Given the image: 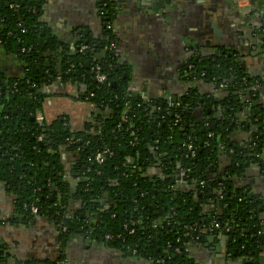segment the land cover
Here are the masks:
<instances>
[{
	"label": "trees",
	"instance_id": "trees-1",
	"mask_svg": "<svg viewBox=\"0 0 264 264\" xmlns=\"http://www.w3.org/2000/svg\"><path fill=\"white\" fill-rule=\"evenodd\" d=\"M117 5L99 0L102 23L112 22ZM42 6L43 0H0V51L22 68L8 76L0 65V190L13 195L14 208L9 218L0 217V227L44 218L62 243L84 235L125 254L134 250L147 264H194L186 246L199 247L212 234L224 241L229 260L257 264L264 200L237 180L264 168L262 75L248 73L231 55L192 57L184 80L211 84V92L192 85L177 97V107L165 99L144 103L129 92L114 49H104L115 39L111 30L64 44L41 21ZM81 44L89 47L83 54ZM98 64L103 84L91 72ZM56 84L74 85V98L95 109L81 129L72 130L61 116L36 121L49 96L45 89ZM220 84L225 87L215 92ZM238 130L244 137L234 140ZM61 149L75 153L73 192ZM103 149L110 154L96 164L92 158ZM214 223L219 228L207 232ZM10 257L0 241V264Z\"/></svg>",
	"mask_w": 264,
	"mask_h": 264
},
{
	"label": "crops",
	"instance_id": "crops-1",
	"mask_svg": "<svg viewBox=\"0 0 264 264\" xmlns=\"http://www.w3.org/2000/svg\"><path fill=\"white\" fill-rule=\"evenodd\" d=\"M115 1L118 5L111 22L114 53L123 65V77L128 78V90L133 97L147 102L172 100L182 96L190 85L197 86L202 93L211 92L209 84H189L181 79L180 72L192 57L229 53L248 73L264 75V47L252 41V31L264 28V0ZM100 17L99 0H43L40 15L51 34L68 45L81 34L100 37L104 30ZM0 65L8 76L17 75L22 69L14 57L1 51ZM48 89L49 96L41 107L46 121L61 116L68 120L72 130H77L95 111L87 102L74 98L77 92L74 85L56 84ZM243 134L238 130L231 136L240 140ZM73 156L66 149L59 152L64 180L70 189L76 185L70 174ZM258 171L251 169L237 183L249 186L253 195L264 200V178ZM13 209V195L0 190V217L9 218ZM0 241L11 256L8 264H15L16 260L38 264H147L81 235L62 243L53 223L40 217L26 226L3 225ZM225 248L223 240L211 237L191 249L194 264H243L227 259Z\"/></svg>",
	"mask_w": 264,
	"mask_h": 264
},
{
	"label": "built area",
	"instance_id": "built-area-1",
	"mask_svg": "<svg viewBox=\"0 0 264 264\" xmlns=\"http://www.w3.org/2000/svg\"><path fill=\"white\" fill-rule=\"evenodd\" d=\"M100 14H101V13H100ZM103 24H104V28H105L106 30H108V31L111 30V34H112L113 37H114V32H113V29H112V26H111V22H104ZM114 47H115V39H114V41H112L111 43H109L106 47H104V49H106V50H112V49H114ZM88 48H89V47H88L86 44H81V45L78 47V52L81 53V54H83L86 50H88ZM71 67H72V66H71ZM91 72H92V75H93V79H94L98 84H103V83L106 82V75H105V73L102 72L101 66H100L99 64L93 66V67L91 68ZM218 87H219V88H223V87H225V85L220 84ZM90 96H92V95L90 94ZM146 102H147V101H146ZM167 105H168V107H171V108H172V107H177V106H178L177 103L172 102L170 99L167 100ZM42 120H44L43 116H42L41 114H38L37 117H36V121L39 123V122H41ZM38 140H41V138L38 137ZM77 141H78V140H76L75 142H77ZM187 149H188L189 151H191V156H194V151H193L192 146H191L190 144L187 146ZM105 154H110V152L108 151V149H103V150L97 152V153L93 156L92 159H93V161H94L96 164H101V163L103 162V155H105ZM31 211H32V213H36V212H37L36 208H34V207L31 208ZM131 225H134V224L131 223ZM124 228L127 229V226L124 225ZM218 228H219V225H218L217 223L211 224L210 227H209V229H207V232H211L213 229H218ZM129 233H130V234L133 233V229H129ZM114 238H115V239H119V238H120V235H119V234H117V235H115V236L105 235V239H106V240H111V239H114ZM188 250H190V248H188V247L186 246L185 251H188ZM176 252H179V249H176ZM132 254H135V251H134V250L132 251Z\"/></svg>",
	"mask_w": 264,
	"mask_h": 264
},
{
	"label": "flooded vegetation",
	"instance_id": "flooded-vegetation-1",
	"mask_svg": "<svg viewBox=\"0 0 264 264\" xmlns=\"http://www.w3.org/2000/svg\"><path fill=\"white\" fill-rule=\"evenodd\" d=\"M250 1V0H249ZM252 33H253V37H252V41H257V42H260L261 44H262V46L264 47V28L262 29V30H256V31H252ZM226 55H228L229 53H225ZM193 66H192V64H190V60H188V62L186 63V66L184 67V68H182V70H181V72H180V76H181V79L184 81V82H186V83H189V84H194V83H197V82H199V79L197 80V79H194L193 78V81L191 80V82L190 81H186V80H184V77H185V75H187V76H190V69L192 68ZM20 73V72H19ZM18 75V74H17ZM203 75V73H201L200 74V76H202ZM263 78H264V75L262 76ZM209 86H210V88H211V84H209ZM191 87V85L190 86H188V89ZM212 89V88H211ZM220 89H223V88H219V87H217L214 91L215 92H219V90ZM46 90V92H49V89H45ZM261 99H262V101H264V96H262L261 97ZM176 100H177V98L175 99V101L172 99L171 101L172 102H176ZM201 110L199 109V110H197V113H195V118L197 119V120H200L201 119ZM200 122V121H199ZM75 154V153H74ZM74 157V159H73V162H72V165H70V168L74 165V162H75V155L73 156ZM260 174H262V176H263V178H264V168H262V169H260L259 171H258ZM71 173H74V174H76L74 171H71ZM75 178V177H74ZM75 180H76V182H77V179L75 178ZM75 182V183H76ZM76 186V185H75ZM69 190L71 191V192H73V190L74 189H70L69 188ZM250 194V193H249ZM248 194V195H249ZM251 195L252 194H250V197H251ZM260 210L261 209H264V205L262 206H259L258 207ZM13 213V212H12ZM51 222V221H50ZM257 236L260 238V239H262V240H264V231H263V229H260V231L257 233ZM82 237H85V238H87L86 236H84V235H82ZM212 237V234H209V235H207L205 238H204V241L203 242H206V240H208V239H210ZM89 239V238H88ZM91 240V239H90ZM94 241V240H93ZM96 242V241H95ZM223 243H224V241H223ZM224 245H225V243H224ZM189 251H191V250H188V252ZM179 253V252H178ZM225 253H226V255H227V257H228V259L230 258V254H227V251H226V248H225ZM128 255H131V256H134L135 254H132V252H131V254H128ZM226 257V258H227ZM232 257V256H231ZM233 257H235V258H233V259H231V260H235V261H240L241 263H243V264H246V262H245V258L244 257H239V256H233Z\"/></svg>",
	"mask_w": 264,
	"mask_h": 264
},
{
	"label": "water",
	"instance_id": "water-1",
	"mask_svg": "<svg viewBox=\"0 0 264 264\" xmlns=\"http://www.w3.org/2000/svg\"><path fill=\"white\" fill-rule=\"evenodd\" d=\"M78 40V39H77ZM74 42H75V40H74ZM214 55H217V52H215V54ZM47 65V64H46ZM1 71H2V69H1ZM112 84H113V82H112ZM175 99H176V97H173V100L175 101ZM144 103H146V101H144ZM72 176H76V174H74V173H70ZM248 196H250V194L248 195ZM260 251L261 252H264V244L260 247ZM258 263L259 264H264V254H262V255H259L258 256Z\"/></svg>",
	"mask_w": 264,
	"mask_h": 264
}]
</instances>
